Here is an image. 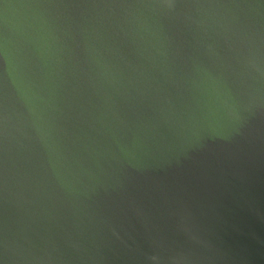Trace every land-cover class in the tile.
Segmentation results:
<instances>
[{"label": "water", "instance_id": "1", "mask_svg": "<svg viewBox=\"0 0 264 264\" xmlns=\"http://www.w3.org/2000/svg\"><path fill=\"white\" fill-rule=\"evenodd\" d=\"M0 264H264V0H0Z\"/></svg>", "mask_w": 264, "mask_h": 264}]
</instances>
